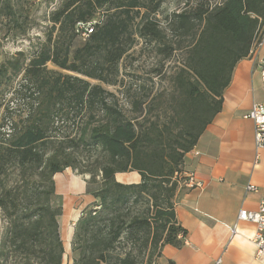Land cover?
<instances>
[{
	"label": "trees",
	"instance_id": "16d2710c",
	"mask_svg": "<svg viewBox=\"0 0 264 264\" xmlns=\"http://www.w3.org/2000/svg\"><path fill=\"white\" fill-rule=\"evenodd\" d=\"M163 1L62 0L50 12L40 49L0 63V99L19 74L20 87L35 95L24 115L7 112L0 122V211L6 223L0 264H63V203L54 176L66 167L90 174L87 190L97 200L75 224L73 264H151L157 249L183 244L187 229L176 217L181 183L175 174L221 111L236 64L250 55L264 29V0H186L162 24ZM21 9V0H0V26H22ZM101 9L102 19L75 45L77 24L92 22ZM27 30L22 26L14 35ZM137 37L157 43L165 58L184 54L171 91L123 85L119 65ZM77 117L75 131L60 132ZM81 146L95 152L84 164L78 160ZM126 171L139 172L141 180L118 181L116 173ZM91 182L98 187L91 189ZM137 238L145 248L153 244L148 261L133 248L112 252L122 240Z\"/></svg>",
	"mask_w": 264,
	"mask_h": 264
},
{
	"label": "crops",
	"instance_id": "0c3cea01",
	"mask_svg": "<svg viewBox=\"0 0 264 264\" xmlns=\"http://www.w3.org/2000/svg\"><path fill=\"white\" fill-rule=\"evenodd\" d=\"M263 56L264 45L236 64L221 111L184 156L183 170L194 172L205 186L180 184L175 212L187 234L180 247L165 244L161 248L160 264H214L218 257H222L221 264H264L252 241L256 224L239 219L242 209L256 210L264 199V147L258 150L260 159L255 163V122L245 117L254 102H264V74L256 63ZM116 178L123 183L141 180L137 171L117 172ZM54 181L63 203L60 231L64 248H71L81 216L77 212L83 213L96 198L87 190V176L72 167L57 172ZM249 183L257 190L248 191Z\"/></svg>",
	"mask_w": 264,
	"mask_h": 264
},
{
	"label": "rangeland",
	"instance_id": "374dc122",
	"mask_svg": "<svg viewBox=\"0 0 264 264\" xmlns=\"http://www.w3.org/2000/svg\"><path fill=\"white\" fill-rule=\"evenodd\" d=\"M62 0H21V21L22 26L27 28V33L14 35L17 30L21 29L22 26H16L13 22L4 21L0 26V63L6 59L16 56L19 51H23L27 56L35 54L41 47V44L46 40L48 28L51 26L49 21L50 12L59 6ZM219 1V0H212ZM186 0H164L160 8L159 17L162 24L166 23V16L171 14L173 11H177L184 7ZM104 9L99 10L98 14L93 18L92 23H96L103 17ZM78 35L75 39V45H80L85 40L87 34H85V26L82 23L77 24ZM160 46L155 42L147 41L144 38L137 37L135 44L130 49L129 53L124 56L121 60L119 69L120 77L123 79V85L128 87L132 82H137L146 87L155 86L156 88H166L171 91L173 88L172 77L179 71L184 65V54L177 51L173 53L170 58L159 52ZM50 67L55 70H61L59 67L50 64ZM161 72L158 74V72ZM22 74L14 77L13 80L5 86L3 98L0 99V122L2 117L10 112L14 117L24 115L26 110L31 105L34 94L32 88H21L20 81ZM94 82H99L93 80ZM155 82V83H154ZM104 84V83H103ZM111 90L118 89L116 85L104 84ZM120 102L129 108V99L117 90ZM84 117V116H83ZM77 123H76V122ZM81 121L80 117L76 120L71 118L63 129L67 132L75 131L78 128V123ZM68 127V129H66ZM95 152L89 147L81 146L78 152V160L81 164H84L86 160L93 159ZM86 175L88 180L90 179L89 173H82ZM97 182H91L89 184L91 189L98 187ZM91 194V193H90ZM93 195V194H92ZM97 200L91 202L84 209L83 213L77 212L81 216L89 209L94 206ZM142 207L145 206L144 200L141 201ZM1 217V211H0ZM2 218V217H1ZM5 221L2 219L0 222V238L5 228ZM74 236V235H73ZM137 237V236H136ZM133 248L135 253L138 254L139 258H144L146 261L149 260V254L152 251L153 244L150 243L145 248L142 239L137 238L132 240H122L120 244L112 252L114 254L123 253L124 251ZM160 248L155 251L152 256L151 264H160L159 256ZM76 252L71 248L65 249L63 264H73Z\"/></svg>",
	"mask_w": 264,
	"mask_h": 264
},
{
	"label": "built area",
	"instance_id": "2783aa9c",
	"mask_svg": "<svg viewBox=\"0 0 264 264\" xmlns=\"http://www.w3.org/2000/svg\"><path fill=\"white\" fill-rule=\"evenodd\" d=\"M85 34H89L94 30V25L92 22L84 23ZM264 45V29L260 32L256 41L253 44L250 54L255 55L258 49ZM261 70L264 74V56L258 60ZM246 118H251L255 122V144H256V155L255 163L259 162L260 155L258 150L264 147V102L256 101L253 103L251 109L245 114ZM196 153H198L196 151ZM179 177V182L187 188H203L205 182L198 178L194 172H187L182 170L181 172H176L175 174ZM248 191H256L257 187L253 183L247 185ZM239 219L251 221L256 224V230L252 236V241L257 247L256 255L257 257H264V199L261 200L259 207L256 210L242 209L239 213ZM236 230V224L232 227V232ZM222 257H218L214 264H221Z\"/></svg>",
	"mask_w": 264,
	"mask_h": 264
}]
</instances>
